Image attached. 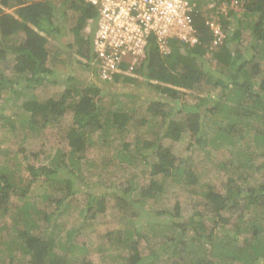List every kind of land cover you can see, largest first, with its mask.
I'll return each instance as SVG.
<instances>
[{
  "label": "trees",
  "instance_id": "1",
  "mask_svg": "<svg viewBox=\"0 0 264 264\" xmlns=\"http://www.w3.org/2000/svg\"><path fill=\"white\" fill-rule=\"evenodd\" d=\"M208 1H201L202 11L193 18V45L171 40L169 52L162 54L150 38L139 67L121 65V73L102 79L92 66V31L85 32L97 17L93 7L83 0H0V99L19 100L23 89L57 84L48 67L56 55L49 50L51 40L66 33L68 40L57 43L75 48L83 59L78 65L93 73L91 81L68 75L58 99L19 100L23 113L18 121L26 131L41 136L66 127L67 147L49 157L47 165L39 162L44 151L0 147L5 157L0 164V246L5 248L0 264L4 256L13 264L16 252L27 257V264H78L67 255L76 248V230L57 238L50 224L53 214L27 201L32 184L50 188L41 201L54 214L82 202V212L92 219L105 212L112 198L123 229L105 233V238L110 249L126 250L123 264H264V0H214L218 6L225 4L221 14L208 11ZM73 16L74 27L62 24ZM210 22L224 35L217 44ZM117 85L129 90H113ZM0 120L9 122L2 114ZM133 129H144V135L134 137L132 148L129 141L123 143L104 163L115 160L117 169L124 164L123 171L143 163L147 185L139 186L131 176L113 186L109 176L108 185L90 192L79 170L89 148L96 142L112 144L114 136ZM184 135L190 151L221 145L240 148L235 160L230 157L211 168L226 174L223 185L200 187L201 172L192 159L174 152ZM164 140L169 143L162 144ZM257 159L262 161L256 164ZM22 164L28 173L23 185L21 180L16 183L15 172ZM256 173L262 180L255 179ZM103 175L99 171L96 181ZM168 181L189 194L192 213L187 214L179 201L156 211L153 217L160 222L154 223L148 240L145 228L153 224L151 214L139 208L165 193ZM5 218H11L12 226L1 222ZM41 227L42 233L34 234ZM157 240L163 242L156 245Z\"/></svg>",
  "mask_w": 264,
  "mask_h": 264
},
{
  "label": "rangeland",
  "instance_id": "2",
  "mask_svg": "<svg viewBox=\"0 0 264 264\" xmlns=\"http://www.w3.org/2000/svg\"><path fill=\"white\" fill-rule=\"evenodd\" d=\"M204 2V0H197V4ZM208 1V0H206ZM232 4H235L236 1L232 0ZM202 6V5H201ZM240 9H238L239 11ZM6 12H11V10H5ZM63 25H67V27H74L75 24V17L68 18L67 23L65 21L62 23ZM236 29L235 25H232L230 31H234ZM85 32H90V27L86 28ZM65 34V32H64ZM69 33H66L61 37L62 42H66L68 40ZM58 37L53 38L51 40L50 46V53L55 56L51 58V61L48 63V67L53 68L54 70V77L58 80L57 84H52L48 82L47 85L38 89V90H29L23 89L22 95H20L19 100H26L31 97H36L38 100L44 99H58L61 93L64 91V82L68 75L73 74L79 79H90L93 77V73L90 70L89 72L83 71V69L78 65V60L80 59L78 54H76L75 48H66L64 47L65 44L57 43L60 40ZM59 52V53H57ZM57 53V54H56ZM80 67V68H79ZM54 77L51 79L53 80ZM50 80V81H51ZM123 92L128 91V87H123V85H117L113 90ZM145 94L150 97L154 98L153 92H145ZM9 98L12 99L11 102H7L6 98L0 99V115L2 114L6 118L9 119L8 123L2 122L0 120V147L2 151L8 150L12 152H16L17 145H23L26 149L30 150H37V151H44V154L40 156V164L47 165L49 163V157L55 155L57 151L64 150L67 147L65 140L66 135V127L62 130H53L47 132L46 134H42L41 136H35L33 133L26 131L25 127L21 125L18 121V117L20 114L23 113L20 107V101L16 100L13 96ZM152 98V99H153ZM139 112L145 111V105L141 102L138 105ZM141 116V114H139ZM66 121V120H65ZM13 127V128H12ZM144 129H133L130 130V133L123 135V137L114 136L113 139L115 141L112 144L103 145L96 142L95 145L89 148L88 153L86 154V160H83L80 165V172H83V176L85 178L86 184L89 185L88 189L92 190L90 192L95 193L98 188L101 187V184H106V178L109 176H113L111 179V184L118 185V181H126L131 179V176H134V182H136L139 186L142 183H146L145 176L147 173V168L142 166L143 163L139 164V166L135 169L133 167L124 169V164H120V167L117 169V165L119 164L117 161H111L109 164L105 165V159L113 158V153L121 146L123 143L128 142L131 143V148L134 147V142L132 141L134 137L138 134L144 135ZM25 135V140H20ZM212 135H210L211 137ZM97 137V134L94 135ZM120 138L121 140H117ZM52 144L50 143V141ZM23 143V144H21ZM169 143L168 140H164L162 144L167 145ZM42 145V146H41ZM238 146H229V145H221L218 148H212L207 146L206 149L195 148L191 151L188 149V141L187 135H184L182 140L175 144L174 152L178 157H190L198 171L201 172V182L200 187L212 186V187H220L225 183L226 174L220 173L219 171L211 169L215 163L221 162L224 159L234 158L235 155L240 148ZM10 159V158H9ZM5 157L0 156V164L3 163ZM262 159H257L255 161L256 164H259ZM11 167L14 166V161L10 162ZM105 165V166H104ZM105 167V168H102ZM120 169V170H119ZM119 170V171H118ZM99 171H102L103 177L97 179L96 177ZM141 171H146L142 173ZM16 172V183L20 184V180L22 181V185L26 183L28 179V173L25 170L24 165L22 164L19 169L15 170ZM81 172V173H82ZM256 180H262V177L259 173L254 174ZM118 179V180H116ZM100 183V184H99ZM144 185V186H145ZM30 191L28 193L27 201L29 203H33L40 209L47 210V213H52V219L50 220V224L55 226L54 231L58 233L59 239H64L65 234L69 230H76V236L78 240L75 241V235L72 237L73 244L76 248L68 251V256H74L77 260V263L81 264L82 261L90 262L91 264H123L124 261L122 260L124 256L127 255L126 250L123 248L120 249H110L108 247V241L105 238V233L109 232H116L122 231L123 225L121 223V219L118 215L113 211V199L109 198L108 203L105 206V212L103 214H97L94 218L91 219L90 215H87L82 212L80 206L84 205L82 202L79 204H75L70 208H67L64 211H59L58 214H54L52 208L47 209L45 204L41 201L42 195L45 193L50 192V188L45 186L44 184L38 186L37 184H32L30 186ZM138 189V188H137ZM55 195V194H54ZM58 196V195H57ZM99 196V193L96 194ZM61 197V196H60ZM77 197H80L78 195ZM12 201H15V197H12ZM175 201H179L183 206V209L186 210L187 214L192 213L191 207V198L187 192L182 190L181 186L178 184L173 183L172 181H168L167 184V191L163 193L158 198L149 201L147 206L143 209L139 208V212H144L151 214L149 220L153 223L151 227L145 228V232L148 235V240H152V227L155 222H160L153 217L156 211L160 209L168 208L170 209ZM20 204V203H19ZM3 224L11 225V218H5L1 220ZM43 226H46L45 224ZM51 226V227H52ZM48 226V228H51ZM44 227L38 228V230L34 231V234L42 233ZM149 232V234H148ZM56 233V234H57ZM161 240L153 241L157 245ZM163 242V241H161ZM160 242V243H161ZM154 244V245H155ZM146 246V245H145ZM5 250L3 246H0V251ZM143 254H146V247L144 249ZM1 256V255H0ZM13 264H27V257L20 252H16L13 260ZM1 264H9L8 257L1 258Z\"/></svg>",
  "mask_w": 264,
  "mask_h": 264
},
{
  "label": "built area",
  "instance_id": "3",
  "mask_svg": "<svg viewBox=\"0 0 264 264\" xmlns=\"http://www.w3.org/2000/svg\"><path fill=\"white\" fill-rule=\"evenodd\" d=\"M96 11V20L90 27L92 66L102 79L121 73V65L139 67L148 41L153 38L162 54L169 52L171 40L193 45L196 33L193 18L202 11L197 0H83ZM208 11L223 13L220 6L209 0ZM216 39L223 38L218 24H208ZM99 76V77H100Z\"/></svg>",
  "mask_w": 264,
  "mask_h": 264
},
{
  "label": "clouds",
  "instance_id": "4",
  "mask_svg": "<svg viewBox=\"0 0 264 264\" xmlns=\"http://www.w3.org/2000/svg\"><path fill=\"white\" fill-rule=\"evenodd\" d=\"M91 30V29H90Z\"/></svg>",
  "mask_w": 264,
  "mask_h": 264
}]
</instances>
